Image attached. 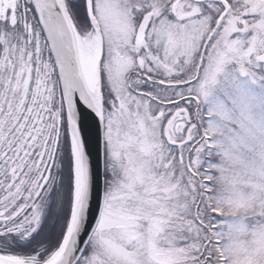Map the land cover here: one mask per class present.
Here are the masks:
<instances>
[{
	"label": "snow or ice",
	"instance_id": "snow-or-ice-1",
	"mask_svg": "<svg viewBox=\"0 0 264 264\" xmlns=\"http://www.w3.org/2000/svg\"><path fill=\"white\" fill-rule=\"evenodd\" d=\"M0 264H264V0H0Z\"/></svg>",
	"mask_w": 264,
	"mask_h": 264
}]
</instances>
